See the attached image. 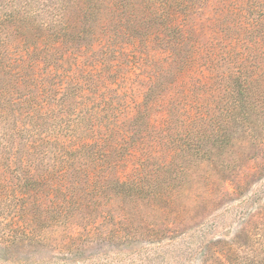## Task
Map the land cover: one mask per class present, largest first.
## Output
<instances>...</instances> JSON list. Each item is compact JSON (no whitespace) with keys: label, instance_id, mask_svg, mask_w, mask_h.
<instances>
[{"label":"rangeland","instance_id":"obj_1","mask_svg":"<svg viewBox=\"0 0 264 264\" xmlns=\"http://www.w3.org/2000/svg\"><path fill=\"white\" fill-rule=\"evenodd\" d=\"M72 1L0 0L1 28L10 14L28 17L24 26L30 30L22 32L27 36L24 40L29 44L40 42L44 48L54 43L53 32L62 29L63 37L56 45L63 48L59 66L66 82L74 79L85 84L89 78L98 87L94 92L86 91L82 98L76 97L72 110L65 102L54 106L53 111V103L42 107L32 123L24 120L28 106L23 104L25 95H0V264H264V97L258 98L257 104L262 107L247 122L230 123L225 146L220 147L212 138L203 143L199 156L177 157L175 165L183 164L184 169L173 166L164 173L173 176L183 169L176 181L182 191L173 204L159 210L155 203L141 201L133 208L100 198L98 209L92 205L88 210H77L75 218L67 221L66 231L62 226L51 228L34 243L28 241L22 226L31 217L25 210L30 205L18 201L21 195L7 189L22 173L47 172L58 185L57 175L71 170H67L65 149L58 154L51 145L47 152L40 150L27 156V170L23 165L19 168L9 142L46 138L68 143L73 136L76 143H93L88 129H83L86 126H80L75 133L76 125L71 120L78 114L99 113L104 124L114 120L122 127L106 145L115 138H124L132 146L124 167L116 170V175L124 178L134 174L140 166L139 158L145 159L149 169H161L160 152L174 148L175 143L160 147L157 139L167 134L162 124L175 100L182 101L181 113L188 118L201 116L208 121L211 111L215 119L204 126H194L210 134L215 132L216 122L221 121L227 100L224 94H228L225 86L232 69L242 68L244 77L254 76L256 90L264 96V0H182L186 10L167 24L190 34L189 42L197 49L195 70L171 84L168 83L173 77H167L158 93L160 101L151 106L147 118L137 120V125L129 123L145 102L155 74L166 64L165 54L154 36L147 42L133 39L137 37L133 35L136 30L126 31L127 36L120 39L122 47H117L115 53L102 54L98 45L94 47L99 53L95 56L77 48L79 42L72 40L71 34L82 22L78 11L71 9ZM160 1L105 0L99 6L100 21L114 28L119 24L111 22L116 10L124 13V28H157L166 24L161 22L164 3ZM58 14L62 15V26L53 21ZM33 25L40 30L32 31ZM20 36L14 33L5 37L0 32V42L19 44ZM165 38L170 39V35ZM70 54L76 60L66 63ZM199 62L206 64L199 67ZM49 69L44 71L42 64L35 71L47 74ZM9 100L13 104L8 106ZM185 117L178 123L183 120L185 125L190 124ZM24 121L26 124H22ZM22 125L29 133L24 131L23 137L9 135ZM152 149L159 153L148 161L146 157ZM125 152L123 147L114 148L109 155L119 158ZM69 167L90 171L91 175L104 170L89 162Z\"/></svg>","mask_w":264,"mask_h":264},{"label":"trees","instance_id":"obj_2","mask_svg":"<svg viewBox=\"0 0 264 264\" xmlns=\"http://www.w3.org/2000/svg\"><path fill=\"white\" fill-rule=\"evenodd\" d=\"M104 1L73 0L71 2V9L74 8L78 11L82 22L81 27L71 34V39L79 42L77 48L92 52L94 56L99 54L97 50H94L96 45L100 47L102 54L115 53L117 47H122L119 43L120 39L127 36L126 31L136 30L133 35L137 37L133 36V39L140 38L147 42L151 36H154L158 41L159 48L165 54L166 64L164 67L162 66L159 74H155L146 93L145 102L139 107L136 117L129 123L137 125V120L147 118L150 115L151 106L160 101V94L158 93L162 90L163 84L167 83L165 82L167 77H173L171 82L168 83L171 84L186 73L194 72L196 63L194 53H197V49L194 44H190V34L185 33V29L167 24L171 20L174 21L183 10H186L182 0H170L169 2H167L168 0H161L160 2L164 3L161 5L164 9L161 22H166V24H159L160 27L146 31L138 30L135 27L124 28L122 24L124 13L116 12V10L112 12L111 22L118 21L119 24H115L114 28L103 25L99 17V6ZM27 18L22 15L10 14L5 17V27H0V32H3L5 37L15 33L21 35L19 39H22L19 44L12 45L0 42V95L6 96L11 92H20V94L25 95L26 99L23 104L28 106L24 120L27 123H32L33 118L37 116L42 107L53 103L50 105L53 111L54 106H57L60 102H65V105L72 110L77 101L76 97L82 98L86 91L94 92L98 87L89 78L85 84L74 79L66 82L59 66L63 57V48L56 45L63 37L61 34L62 29L53 32L54 43L52 46L44 48L37 41L29 44L24 40L27 30H30L24 26ZM53 21L55 24L58 23L62 26V15L58 14ZM39 30L40 28L33 25L32 31L37 32ZM22 32L25 34H22ZM168 35H170V39L165 38ZM72 56L70 54L69 58L65 59L66 63H70L71 59L74 61L75 58H72ZM213 61L215 60L212 59V63ZM42 64L44 65V71L49 67L53 70L49 69L47 74H41L40 71H38L39 73L36 72V68ZM205 64L206 62H202V64L199 62V67L201 65L204 67ZM242 70V68L236 70V67L232 69V73L228 78L229 81L226 86L224 85L228 90V94H224L227 99L226 105L221 112V121L216 122L215 126L217 128L213 133L206 134L205 130L194 129L196 125L204 126V123L215 119L211 111L209 112L208 121L201 116L188 118L189 116L185 117L181 113L182 101L175 100L174 107L169 108L168 117L162 124L164 126L163 131L167 134L166 136L160 135L156 144L168 148L169 144L175 143V146L160 152L162 165L160 170L149 169L145 159L139 158L138 163H140V166L134 170L132 176L126 175L123 178L116 175V170L124 167V163L131 155L132 148L130 147L132 146L127 144L124 138H115L116 141L107 146L109 137L114 136V134L117 135L118 130H121L122 127L115 124L114 120L104 124L99 113L94 115L91 112L89 114H87L88 112L78 114V118H72L73 120H71L76 125L75 133L80 129V126H86L83 129L85 131L88 129L92 135L91 139H94L93 143H88L86 140L76 143L73 136H71L68 143L61 140L49 141L46 138L40 141H30L27 138V140H19L17 143L14 141L9 142V147L13 151V158L19 168L23 165L22 168L26 169L27 156H31L40 150L47 152L48 145H51L58 154L61 153L62 149H65L67 155L64 158L67 170H71L57 175L59 178L58 185L55 184L54 179L47 172L32 173L29 171L22 173L15 177L12 187L7 189L11 190L12 193L15 192L18 196L21 195L18 201L21 200L24 204L30 205L25 210L29 211L31 217L25 226H22L28 234L26 236L29 239L28 241L34 243L36 239L42 237L45 231L51 228L62 226L66 231L67 221L75 218L74 213L77 210H88L92 205L93 208L98 209L100 198L107 197L109 203L116 200L123 205L133 206V208L135 207L134 203L141 201L155 203L159 210L163 209L164 206L173 204L176 196L182 191V189L177 188L176 181L180 180L181 171L184 169L183 164L175 165L177 157L199 156L203 149V143L210 141L212 138L220 147L225 146L230 137V134L227 133L230 129V123L243 124L262 107V105L257 104L259 102L258 98L264 97L262 93L256 90L257 80L254 76L244 77ZM65 82L67 86L64 87ZM167 87L171 88L172 86ZM61 92L62 94H60ZM58 96H60L59 99ZM11 104H13L12 101H7L8 106ZM183 117L189 119L190 124L185 125L183 120L179 124L178 121ZM13 121L17 122V119ZM22 124H26V122L24 121ZM24 131L29 133V129L25 125L18 126L9 135L23 137ZM87 138L90 140V137ZM148 140L149 138L146 141ZM147 146L150 147V144ZM122 147L126 151L124 155L119 158L109 155V152L114 148L121 149ZM203 151L205 153V150ZM157 153L159 152L156 150H150V154H147L146 159L148 161L154 160V154ZM61 156L63 157V154ZM88 162L96 167L101 166L104 170H98L91 175L90 171L75 170V168L71 169L69 167L75 164H88ZM173 166L183 169L173 176L172 174H164Z\"/></svg>","mask_w":264,"mask_h":264}]
</instances>
